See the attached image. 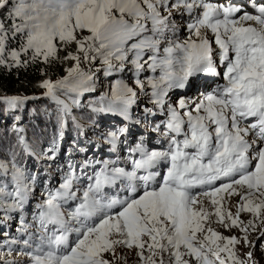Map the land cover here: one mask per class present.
Segmentation results:
<instances>
[{"label": "snow or ice", "instance_id": "obj_1", "mask_svg": "<svg viewBox=\"0 0 264 264\" xmlns=\"http://www.w3.org/2000/svg\"><path fill=\"white\" fill-rule=\"evenodd\" d=\"M3 9L0 66L71 62L39 85L57 106L47 159H56L72 110L97 91L98 73L115 78L88 107L121 119L103 135L115 158H69L58 185L43 182L30 220L37 173L15 152L0 160V224L19 217L18 235L3 232L0 264H128L133 251L137 264H259L264 0H0ZM207 77L222 83L200 91ZM178 89L196 95L173 100ZM28 99L3 95L0 105L16 110ZM133 108L142 118L133 119ZM141 123L155 145L130 140ZM13 131L34 155L25 129Z\"/></svg>", "mask_w": 264, "mask_h": 264}, {"label": "trees", "instance_id": "obj_2", "mask_svg": "<svg viewBox=\"0 0 264 264\" xmlns=\"http://www.w3.org/2000/svg\"><path fill=\"white\" fill-rule=\"evenodd\" d=\"M7 12L8 9L0 10V19L5 18ZM70 63L71 62L63 65L55 63L52 65H44L41 63L38 65H31L27 68H8L6 66H0V96H42L45 90L39 86L40 83L46 78L54 81L65 75V67L70 66ZM100 77L101 76H99V78ZM107 85L108 83H104L103 87L105 88ZM100 94L101 93L90 98V100L86 98L84 108H75V114L79 122H81L91 134L103 139V135L111 128H109L110 126L107 122L92 114L88 107V104L98 99ZM23 106L26 107V115L33 119V121L31 120L30 129L27 128L29 144L32 146L34 152L43 155L44 147L48 142L50 145L58 127L57 106L54 105V103L48 102L46 98H42L39 101H29L24 103ZM35 108H37L39 112L37 116H35ZM5 111L12 116L15 122L17 117H19V122H22L25 109H22L23 113L19 115L17 112L9 111L6 107L0 105V117L2 119L9 117L5 114ZM49 112L51 113L49 114ZM42 113H46L48 116L43 117L41 115ZM70 137L77 141H82L80 132H78V129L74 128L73 125L70 128ZM11 152L17 153V163L26 167L31 172L36 173V165L32 160L26 157L22 147L17 143V134L13 131L12 125L4 124V122L0 120V160L10 159ZM41 175V170L38 169L37 178L40 179Z\"/></svg>", "mask_w": 264, "mask_h": 264}, {"label": "rangeland", "instance_id": "obj_3", "mask_svg": "<svg viewBox=\"0 0 264 264\" xmlns=\"http://www.w3.org/2000/svg\"><path fill=\"white\" fill-rule=\"evenodd\" d=\"M178 19V18H177ZM181 35H183V28L181 29ZM12 46L13 47H16L17 46V44L14 42L13 44H12ZM98 75V77L99 76H101L99 79H98V81H97V91H96V94H99V93H101L105 88L103 87V85H104V83H108L109 84V82H110V79L109 78H105L104 76H103V73H98L97 74ZM130 75V74H129ZM111 79H114V77H112ZM129 83H131V80L129 79ZM93 94V93H92ZM87 94H85V96H86ZM44 96V95H43ZM87 96H89V95H87ZM34 98H38V97H34ZM39 98H41V97H39ZM47 99V101L48 102H50V103H53L49 98H46ZM28 100H30V99H28ZM90 100V99H89ZM142 102H144V101H142ZM55 105V104H54ZM34 111H35V116H37V115H39V112H38V110H37V108H35L34 109ZM51 112H49V114H50ZM5 114L7 115V116H9V117H5L4 119H2L1 117H0V120L1 121H3L4 122V124H10V125H12V128H14V126L15 127H18V121L16 120V122L13 120V118H12V116L8 113V112H6L5 111ZM43 117H45V116H47L48 114H46V113H42L41 114ZM31 120H33L30 116H28V115H26V113L24 114V117H22V124L24 125H26L29 129H30V124H31ZM15 122V123H14ZM14 123V124H13ZM68 144H70L71 145V142H69L68 141ZM40 191H41V189H39V188H36V194H37V198H39L40 199ZM237 199H239L238 197H233L232 198V202L233 203H235V201L237 200ZM233 211H235V209L233 208L232 209ZM251 217L249 216V214H247V213H242L241 214V219H243V220H248V219H250ZM17 222V215L15 216V218L14 219H12L11 220V223H16ZM12 225V228H11V230H9L10 231V235H12L13 233H16V234H18L17 232H16V228H17V226L16 225ZM212 227L213 228H215L217 231H219V232H221L223 235H225V236H230V235H237V236H240V235H242V233H240L237 229H233L232 231H227V230H225L224 228H222V227H218V225H216V224H213L212 225ZM8 231V232H9ZM256 235H258V233H253V238L256 236ZM261 242H264V238H262V241ZM238 247H240V250L242 251V252H246L248 249H246V248H243V246H238ZM127 254V253H126ZM254 255H255V259L259 262V264H264V254H262L261 253V251H260V249H259V242L257 243V248L256 249H254ZM127 261H128V264H137V257H136V255H135V252L133 251L132 253H130V254H127Z\"/></svg>", "mask_w": 264, "mask_h": 264}]
</instances>
